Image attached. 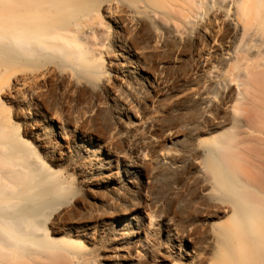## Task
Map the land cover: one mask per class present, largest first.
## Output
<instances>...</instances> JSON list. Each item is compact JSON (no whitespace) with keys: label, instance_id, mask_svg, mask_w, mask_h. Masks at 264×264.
<instances>
[{"label":"bare ground","instance_id":"bare-ground-1","mask_svg":"<svg viewBox=\"0 0 264 264\" xmlns=\"http://www.w3.org/2000/svg\"><path fill=\"white\" fill-rule=\"evenodd\" d=\"M0 264H264V0H0Z\"/></svg>","mask_w":264,"mask_h":264}]
</instances>
